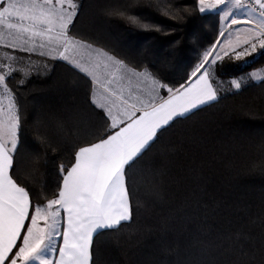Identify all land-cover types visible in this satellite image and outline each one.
Here are the masks:
<instances>
[{
  "label": "trees",
  "instance_id": "16d2710c",
  "mask_svg": "<svg viewBox=\"0 0 264 264\" xmlns=\"http://www.w3.org/2000/svg\"><path fill=\"white\" fill-rule=\"evenodd\" d=\"M125 2L79 0L68 35L168 87L185 84L216 44L218 12L200 13L198 0H140L130 14L156 31L109 14ZM256 68L261 79L174 120L126 170L132 218L94 234L91 264H264V50L219 63L225 78ZM21 81L5 80L19 115L10 175L32 211L58 196L61 166L65 174L80 147L106 138L110 122L91 81L62 61Z\"/></svg>",
  "mask_w": 264,
  "mask_h": 264
},
{
  "label": "snow or ice",
  "instance_id": "6c2138e0",
  "mask_svg": "<svg viewBox=\"0 0 264 264\" xmlns=\"http://www.w3.org/2000/svg\"><path fill=\"white\" fill-rule=\"evenodd\" d=\"M64 0H12L0 11V25H6L8 29H15L20 34H28L30 40L39 37L49 42L55 41L63 47L60 56L68 60L65 53L74 45H82L80 41L68 36V25L71 23L72 14L67 19L61 14L57 5H62ZM228 0H215V3H207L206 0H198L199 12L220 11V5H225ZM140 4V0H126L123 6H115L109 9V14L126 19L129 23L141 27H155L141 22L136 15L130 14ZM258 5L259 17L264 18V0H254ZM233 6L242 9L250 8L255 11L253 4H246L244 0H234ZM75 10V5H71ZM165 15H168L165 12ZM176 18H180L178 15ZM16 21V22H12ZM233 23H239L233 19ZM160 31L159 27H155ZM261 48H264V40H259ZM41 47L44 45L41 44ZM252 51L256 50V43L250 45ZM212 51L204 54L203 62L197 65L191 80L173 89L166 84L152 78L153 83L160 88H166L169 93L167 99L152 97L151 102L136 109L135 105L128 122H117V118L111 114V109H106L112 123L106 128V138L88 146L80 147L75 153V163L64 174V166L60 168L63 176L62 187L58 190V198L48 201V215L52 217V223L47 225L49 231L37 227V218L42 212L39 206L35 207V214L31 216V225L23 236L22 245L18 250L17 240L21 236L25 220L29 217L31 205L28 191L19 186L10 175L13 169V154L17 150V129L19 115L12 113L11 122L6 126H0V264H91V243L94 234L102 230L117 229L122 222L132 218V205L126 184V170L133 167L138 160L158 139V133L169 126L177 118L185 117L203 105L210 104L218 99L217 88L209 80V70L205 68L209 64V56ZM106 55V53H101ZM248 54V50L237 53L242 56ZM227 56L228 52H224ZM113 60V57H108ZM222 59L216 54L211 60L215 64ZM114 63L122 64L115 60ZM79 67V65H77ZM201 69H204L201 72ZM11 71V70H10ZM9 73L0 74V85L6 91H10L5 83ZM197 73H200L197 76ZM150 76L148 73H144ZM23 83V80L21 81ZM236 89L241 87L237 80L231 81ZM159 102H156V100ZM127 104V101H123ZM103 107V105H100ZM136 111L141 115L136 117ZM120 124H124L120 127ZM118 129V130H115ZM115 130V131H113ZM10 144V147H9ZM54 205H58L53 209ZM66 213V227L61 233L58 230L60 213ZM47 220V216L45 217ZM62 236L63 245L59 247V260L53 261L49 253L57 251L56 239Z\"/></svg>",
  "mask_w": 264,
  "mask_h": 264
},
{
  "label": "crops",
  "instance_id": "0c3cea01",
  "mask_svg": "<svg viewBox=\"0 0 264 264\" xmlns=\"http://www.w3.org/2000/svg\"><path fill=\"white\" fill-rule=\"evenodd\" d=\"M10 2H12V0H0V4L3 6H7ZM18 2H24V0H18ZM69 2L71 3L72 0H64L63 3L68 4ZM57 8L61 14L65 16V19H67V14L65 12L67 11L65 10L66 8L62 7V5H57ZM0 11H2V7H0ZM218 14L220 20V33L216 44L214 45L215 51L213 52V55L220 47H222L224 42H226V47L223 48V51L228 52V54L232 53L234 56H237V53L243 52L245 49L248 50V55L255 53L258 54L261 49L264 50L259 44V40H264V18L257 17L255 20L250 19L245 13L230 3L226 5L222 12H218ZM73 15L74 13L72 14V17ZM233 19L238 20L239 23L241 22L242 24H239L237 30L228 32L229 26L232 28L236 27L232 22ZM235 25H238V23ZM81 43L82 45H89L84 42ZM252 43H256L255 51H252L250 47ZM41 44L44 46L41 47ZM2 47L13 51L5 53H1L0 51V56H2L1 59L6 57L4 61H7L5 63L6 68H2L3 71L8 68L11 70L10 73L19 74L22 80L31 76H42L49 73L54 61H62L82 73L93 85L91 92L92 102L104 112L110 125L112 121L109 118L106 109H111V114L117 118L118 123L121 120L127 123V117L131 115L133 111L130 107L131 105H135V108L139 109L144 104L150 103L152 97H163L164 99H167L169 95V93L164 92V88H160L153 83L152 78L154 77L152 75H144V73L148 72L131 69L123 63L116 64L114 63V61L117 60L116 58L109 60L108 53L102 55L101 53H104V51L92 45H90V47H82L81 45L72 46L70 51L65 53V55L69 57L68 60H65L60 56V52H63V47L57 45L55 41L49 42L47 39L41 40L39 37L30 40L28 34H20L15 29H8L6 25H0V48ZM213 48L210 51H212ZM212 56H209V59ZM77 65H79V67H77ZM259 70L260 68H256L247 71L245 75L251 74L253 76L254 73H259ZM195 79L196 77L192 76L188 81L191 80L194 82ZM155 80L157 79L155 78ZM1 92L0 126H6L11 122L10 118L12 113L16 112V106L12 94L10 91H6L3 85L1 87ZM123 101H127V104L123 103ZM156 102H159V100L157 99ZM100 105H103V107H100ZM139 115H141V113L136 111V117ZM119 126L123 127L124 124H120ZM74 163L75 159L73 164ZM56 198H58V196ZM47 204L48 203L40 207L42 212L37 218V227L44 228L45 232L49 231L47 225L52 223V217L48 215L51 210L47 209ZM57 207L58 205H54L53 209ZM34 214L35 209L29 211V217L25 220L24 228L21 231L19 246L22 245L23 236L26 234L27 228L31 225V216ZM46 216L47 220H45ZM58 219V230L62 233L67 226L66 213L61 211ZM55 243L57 251L49 253L48 255L53 261H58V249L63 245L62 236L58 237Z\"/></svg>",
  "mask_w": 264,
  "mask_h": 264
},
{
  "label": "rangeland",
  "instance_id": "374dc122",
  "mask_svg": "<svg viewBox=\"0 0 264 264\" xmlns=\"http://www.w3.org/2000/svg\"><path fill=\"white\" fill-rule=\"evenodd\" d=\"M79 0H72V2L66 4V3H63L62 4V7L66 8L65 11L67 16L69 13L73 14L74 11L76 10V7H77V4H78ZM207 3H215V0H206ZM232 4L234 3V0H228V2L225 4V5H220V11L218 12H222V10L225 9L226 5L228 4ZM75 5V10H73V8L71 7V5ZM238 9V8H237ZM240 11H242L243 13H245V15L250 18V19H256L257 17H259L258 15H256L255 13H253L250 9L248 8H242V9H239ZM217 12V11H216ZM233 24V23H231ZM230 24V25H231ZM236 23H234V26H236L235 28H232L231 26H229L228 28V32H233L235 30H237L239 28V24H242L241 22L238 23V25H235ZM226 47V42L223 43L222 47H220L215 53L214 55L209 59V64H206L205 65V68H207L209 70V80L210 82L213 84V87L217 88V95L218 97L221 95V94H224L225 92H228V91H233V90H236V88L234 86H232L231 84V81L232 80H237L241 83V81H245V80H259L261 79L262 77H260L259 75L255 76V73L253 74V76L251 74H246V75H243L240 79L239 78H225L222 76V74L220 73V70H219V63H220V60H217L215 64H211V60L213 59V57L216 55V54H219V56L223 57V54H224V51H223V48ZM263 50V49H262ZM0 51L1 53H5V52H13V51H10V50H7L5 49L4 47L0 48ZM105 53V52H104ZM107 54V53H106ZM109 55V54H107ZM110 57H112L111 55H109ZM2 56H0V74H5V73H9V69L7 68V70L3 71V67L6 68V65L5 63L7 62L6 60L4 61V59H6V57H3V59H1ZM115 59V58H114ZM204 69L201 70V72H203ZM262 73L263 69L260 68L259 70V73ZM200 75V73H198V76ZM1 87L2 85H0V95H2V92H1ZM50 225V224H49ZM18 264H19V261H18Z\"/></svg>",
  "mask_w": 264,
  "mask_h": 264
},
{
  "label": "built area",
  "instance_id": "2783aa9c",
  "mask_svg": "<svg viewBox=\"0 0 264 264\" xmlns=\"http://www.w3.org/2000/svg\"><path fill=\"white\" fill-rule=\"evenodd\" d=\"M244 3H246V4H253V6L255 7L256 10L253 11L250 8H248V9H250L253 13H255L256 15L259 16V8H258V5H255L254 4V0H244Z\"/></svg>",
  "mask_w": 264,
  "mask_h": 264
}]
</instances>
